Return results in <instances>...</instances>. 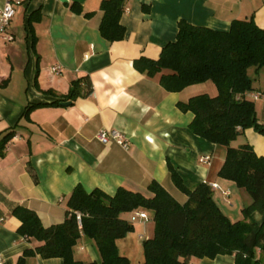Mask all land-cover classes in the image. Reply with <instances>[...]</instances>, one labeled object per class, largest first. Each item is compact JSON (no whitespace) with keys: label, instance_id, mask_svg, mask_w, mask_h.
<instances>
[{"label":"crops","instance_id":"crops-1","mask_svg":"<svg viewBox=\"0 0 264 264\" xmlns=\"http://www.w3.org/2000/svg\"><path fill=\"white\" fill-rule=\"evenodd\" d=\"M10 0H0V9ZM103 0H25L0 35V254L3 264H17L26 250L39 244L17 230V206L37 212L44 226L65 220L74 187L88 192L100 188L114 195L121 187L152 196L149 185L162 184L178 201L188 197L175 184L171 166L190 189L207 182L214 197L232 220L244 218L250 195L219 171L225 148L196 134L195 114L178 104L199 94L216 96L212 81L172 92L161 84L162 73L150 76L133 62L158 59L175 41L181 19L195 25L227 31L235 19H254L264 29V0H126L121 23L125 38L111 42L102 37ZM81 5L82 13L73 5ZM91 13L90 15H86ZM59 70H54L59 67ZM87 76L93 90L88 96H68L73 84ZM257 116L264 124V71L255 74ZM253 94H259L254 98ZM63 101H72L63 105ZM119 129L130 139L128 148L105 144L97 134ZM10 134V135H9ZM7 142H4L7 136ZM250 143L264 155V135L248 128L233 143ZM5 145L2 149V145ZM211 155L209 162L201 156ZM127 218L133 214L126 213ZM129 216V217H128ZM130 218V219H131ZM261 223L264 213H253ZM135 230L117 241L122 254L138 262L144 258L142 241L154 235L155 223L138 218ZM136 250V251H135ZM75 257L100 259L95 242L82 236ZM264 264V252L257 250ZM30 264H65L60 257L28 259ZM234 254L194 258L191 264H235Z\"/></svg>","mask_w":264,"mask_h":264},{"label":"trees","instance_id":"trees-1","mask_svg":"<svg viewBox=\"0 0 264 264\" xmlns=\"http://www.w3.org/2000/svg\"><path fill=\"white\" fill-rule=\"evenodd\" d=\"M125 3H101L100 31L111 42L125 38L126 28L121 23ZM73 8L84 11L81 5ZM133 63L150 76L162 73L161 84L172 92L207 81L216 84V96L199 94L178 106L195 114L191 128L196 134L225 148L219 175L250 195L251 202L243 207L244 218L232 220L216 201L210 183L190 189L172 166V179L188 197L185 203L157 181L149 185L152 196L125 187L114 195L100 188L88 192L79 184L68 199L62 223L46 227L36 211L22 206L14 209L22 222L19 234L39 242L18 257L17 264H30L28 259L36 255L60 257L65 264H132L117 241L135 230L131 217L124 215L137 211H146L155 223L154 235L144 239L141 264H191L194 258L221 254H234L235 264H262L257 250L264 252V220L255 221L253 213H264V155L255 153L250 143H233L248 128L264 135L255 101L249 97L255 90L253 73L264 71V29L254 19H235L227 31L181 19L177 39L163 47L158 59L141 57ZM92 90V82L85 76L74 82L68 96H88ZM76 211L82 213L81 225ZM83 235L95 242L99 260L83 261L74 256Z\"/></svg>","mask_w":264,"mask_h":264},{"label":"built area","instance_id":"built-area-1","mask_svg":"<svg viewBox=\"0 0 264 264\" xmlns=\"http://www.w3.org/2000/svg\"><path fill=\"white\" fill-rule=\"evenodd\" d=\"M25 0H10L6 3L3 9H0V35L3 36L6 40H12L13 36L7 32L8 27L10 26L15 14H16V5L22 3ZM59 67H55L54 70H59ZM254 98H258L259 94H253ZM98 139L105 143L116 142L119 145L128 148L130 144V139L126 133L119 129H101L97 134ZM211 160V155H203L201 156V162H209ZM212 186L218 187V184H213ZM77 219L82 224V213L76 211ZM149 219V215L146 211H137L133 213L131 218L132 222H136L137 219ZM4 263V258L0 254V264Z\"/></svg>","mask_w":264,"mask_h":264},{"label":"rangeland","instance_id":"rangeland-1","mask_svg":"<svg viewBox=\"0 0 264 264\" xmlns=\"http://www.w3.org/2000/svg\"><path fill=\"white\" fill-rule=\"evenodd\" d=\"M220 205V204H219ZM129 217V216H128ZM143 242H144V240L141 242L142 243V246H143ZM143 249V248H142ZM136 251V250H135ZM133 257H131V258H133V260H134V263H136V262H138V255H137V253H133Z\"/></svg>","mask_w":264,"mask_h":264},{"label":"water","instance_id":"water-1","mask_svg":"<svg viewBox=\"0 0 264 264\" xmlns=\"http://www.w3.org/2000/svg\"><path fill=\"white\" fill-rule=\"evenodd\" d=\"M71 103H72V101H63V102H62L63 105H69V104H71Z\"/></svg>","mask_w":264,"mask_h":264}]
</instances>
